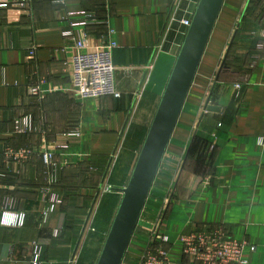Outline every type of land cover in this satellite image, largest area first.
I'll use <instances>...</instances> for the list:
<instances>
[{
	"label": "crops",
	"instance_id": "0c3cea01",
	"mask_svg": "<svg viewBox=\"0 0 264 264\" xmlns=\"http://www.w3.org/2000/svg\"><path fill=\"white\" fill-rule=\"evenodd\" d=\"M60 1L0 8V218L4 210L25 217L21 226H0V264H34L36 255L37 264H71L126 127L138 114L143 126L152 122L181 48L162 45L175 0ZM246 1H225L123 264L128 257L136 264L162 212L171 261L185 259L183 232L222 226L247 241L248 264H264V0H253L247 13ZM86 10L96 21L83 26ZM66 30L73 36L65 38ZM83 33L90 47L118 43L112 60L120 97L83 98L74 89L75 43ZM234 36L230 50L239 63L254 57L240 89L242 71L232 70L234 79L231 71H218ZM37 84L40 102L29 93ZM209 104L220 110L205 111ZM24 115L33 116L34 129L17 133ZM44 150L54 153V183L44 172ZM19 151L28 156L14 157ZM198 158L209 168L196 165ZM133 168L125 183L108 184L125 187ZM113 194L119 206L122 194ZM54 197L56 207L46 216Z\"/></svg>",
	"mask_w": 264,
	"mask_h": 264
},
{
	"label": "water",
	"instance_id": "95a60500",
	"mask_svg": "<svg viewBox=\"0 0 264 264\" xmlns=\"http://www.w3.org/2000/svg\"><path fill=\"white\" fill-rule=\"evenodd\" d=\"M226 0H200L125 187L97 264H123ZM220 72V71H219ZM208 111H219L207 105Z\"/></svg>",
	"mask_w": 264,
	"mask_h": 264
},
{
	"label": "built area",
	"instance_id": "2783aa9c",
	"mask_svg": "<svg viewBox=\"0 0 264 264\" xmlns=\"http://www.w3.org/2000/svg\"><path fill=\"white\" fill-rule=\"evenodd\" d=\"M31 0H0V8L23 7L30 4ZM64 4L65 1H60ZM83 20L79 23L83 26L96 21V17L89 11L82 12ZM184 26L188 29L192 23L191 18L182 20ZM65 38L72 37L73 32L66 30L63 32ZM87 34L83 33L81 38L76 41L75 54V70H74V89L83 97H102L113 95L120 97V93L116 90L114 84L115 66L112 60V53L118 47L116 41H110L99 47H90L86 43ZM34 55V50H31ZM29 93L34 99L40 102L43 98L42 86L40 84L33 85L29 89ZM34 129V118L32 115H24L16 120V132L28 133ZM77 134V132H75ZM44 160V172L50 183L57 180L54 173V153L50 150L42 152ZM27 151H19L14 157H27ZM52 204L46 209V216L54 211L58 199L54 197ZM25 217L21 214L13 216L8 215V211L4 210L0 218V226L6 225L18 227L24 224ZM164 224V214H160L157 220L152 237L149 241L147 249L137 258V264H248L244 257L247 241L240 242L236 240L225 227H209L203 226L181 234V243L183 255L185 257L182 262H173L168 256L166 245L169 243L167 234L161 231ZM252 250L255 247L251 248ZM38 263V255L35 256L34 264Z\"/></svg>",
	"mask_w": 264,
	"mask_h": 264
},
{
	"label": "rangeland",
	"instance_id": "374dc122",
	"mask_svg": "<svg viewBox=\"0 0 264 264\" xmlns=\"http://www.w3.org/2000/svg\"><path fill=\"white\" fill-rule=\"evenodd\" d=\"M199 1L200 0H175L171 15H169L166 26L162 30V45L164 46L163 48H168L172 44H177L178 42L180 43V45H182L181 42L183 38H185V36L179 33L180 31H182V27H181L182 24L180 21L185 19L186 16L190 15V12L193 13L195 12ZM252 1L253 0L246 1L247 4L244 10L246 13L252 6L251 4ZM224 15L225 12L223 14L222 23H225L223 22L225 19ZM177 22L178 24L176 25ZM237 23L235 25L236 32L239 31L238 30L239 26L237 25ZM184 32L186 35L187 30ZM235 37L236 36H234L233 39L231 40L232 43ZM262 37L264 38V33L262 34ZM234 44L235 42L233 44L231 43L229 44L230 48L229 47L227 48V52L224 55L223 62L222 64H220L218 71L220 72L221 71L224 72L226 70L231 71L232 79L237 77L236 75L233 74L232 70L235 71V73L236 71H240V72L242 71L241 72L242 76L239 79L240 82L237 81L235 83V87L240 89L242 86L241 82L243 81L242 78L245 76V74H247L246 71L249 69V67L253 66L254 57L250 56L248 57L245 63L244 62L239 63L241 58H238V55H235L234 52L230 50ZM235 60L237 61V64H235L234 62ZM232 79H230V82L232 81ZM204 110L207 111L206 108ZM150 123L143 126L142 124H146V123H144V120L141 118L140 114H138L136 118L134 117L132 118L130 124L126 127L122 141L119 143L118 147L116 148V152L112 157L110 163V166L112 165L113 168H111L110 171L108 169V171H106L105 176L103 175V173L101 174L102 176H104V178H103V183L101 184L100 199L99 201L95 202L97 207L93 216V222L91 223V227H89V232L85 235L83 239L82 248L80 252L76 254V256L71 260V264H97L99 255L102 251L106 239V233H107L106 231H108V228L111 225L110 220L112 221V217L115 216V212L118 207V205L116 206L117 198L113 194V190L111 191L110 187L112 186H110L111 184H108V181L116 182V183H120V182L125 183L129 170L131 167L133 168L138 153L142 148L144 139L146 137L145 135L147 134V131L150 127L149 126ZM212 149L213 147L212 145H210V152L208 153V155L212 153ZM124 168H128V170L124 171ZM92 200L90 202V205L93 204ZM97 214L99 219L96 222V225L98 227H95L94 220ZM100 228L102 230L101 234L99 231ZM129 261L130 258L128 257L125 263L128 264Z\"/></svg>",
	"mask_w": 264,
	"mask_h": 264
},
{
	"label": "trees",
	"instance_id": "16d2710c",
	"mask_svg": "<svg viewBox=\"0 0 264 264\" xmlns=\"http://www.w3.org/2000/svg\"><path fill=\"white\" fill-rule=\"evenodd\" d=\"M197 138V137H196ZM207 143V142H206ZM205 143V144H206ZM199 159V158H198ZM196 161V165H198V166H200V167H204V168H209V164H207V161L206 160H204V158H201V159H199V160H195ZM191 163H194V161H192ZM206 169H204V170H206Z\"/></svg>",
	"mask_w": 264,
	"mask_h": 264
},
{
	"label": "bare ground",
	"instance_id": "6f19581e",
	"mask_svg": "<svg viewBox=\"0 0 264 264\" xmlns=\"http://www.w3.org/2000/svg\"><path fill=\"white\" fill-rule=\"evenodd\" d=\"M84 98V97H83ZM89 98V97H88ZM89 106V105H88ZM87 107V106H86Z\"/></svg>",
	"mask_w": 264,
	"mask_h": 264
}]
</instances>
